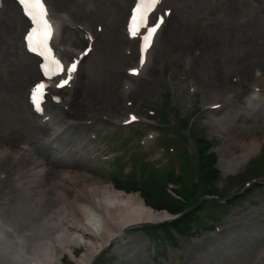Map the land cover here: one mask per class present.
<instances>
[{"label":"rangeland","instance_id":"374dc122","mask_svg":"<svg viewBox=\"0 0 264 264\" xmlns=\"http://www.w3.org/2000/svg\"><path fill=\"white\" fill-rule=\"evenodd\" d=\"M12 1L6 0L0 11L1 150L17 155L21 148L38 147L51 154L50 148L56 152L49 155L53 161L69 164L75 162L66 156L59 159L60 154L54 149L72 150L76 144L77 150H83L79 157L72 154L78 172L100 178L105 184L113 186L117 172L124 183L133 181V189L138 186L140 189L151 178L164 179L168 169L180 174L184 168L181 177L189 185L196 176L184 162L187 159L190 167L194 164L188 158L194 150L190 140L193 134L196 138H206L217 154L220 175L209 187L225 199L231 193L245 191L248 183L251 185L264 169V0H165L160 9H169V18L161 26L150 61L139 76L128 74L129 68L137 65L139 55L138 42L129 40L125 34L134 0H49L59 26L57 49L64 59H71L87 45L82 31L93 35V50L81 62L76 85L61 91L68 99L71 94L77 95L88 111L84 116L72 117L69 108L74 106L72 100L65 109L63 106L54 111L57 112L54 119L59 117L57 114L61 118L71 114L72 119L47 128L48 138L61 130L57 142L51 145L42 129L44 126L34 122L28 107L27 91L35 80L30 78L29 64L34 59L23 48L20 52L13 45L23 44L26 27L20 23L23 18ZM61 18L69 19L68 24ZM170 36L177 37L179 44L172 43ZM126 82L130 84L128 89ZM255 86L259 96L253 101L254 106L249 107L247 100L253 96ZM91 87L101 91L104 103L89 94ZM213 103L220 107L210 109ZM130 114L140 117V122L123 126ZM185 122L191 129L179 130L178 126L184 127ZM252 139L261 142L257 153L241 168L226 170L223 159L228 148L238 155L241 149L233 143L243 144ZM90 145L97 150L96 154L104 152L110 161H83L90 159L83 154ZM181 149H184L182 153ZM5 157L0 163V175H5V179H0V264H20L18 241L33 244L40 234L50 235L44 220L50 212L56 217L58 213L55 202L50 208L31 211L37 207L36 194L28 196L24 190L16 189L11 180L16 171L17 174L26 171L28 163L25 161L17 168L10 154ZM36 157L46 162L39 154ZM119 160L123 161L122 166L125 162L130 165V175V171L121 170V162L116 171ZM65 170L69 168H59L55 179L59 180ZM257 181L262 186L264 178ZM182 188L181 185L184 192ZM147 190L131 192L143 199ZM249 191L240 208L230 205L220 210L214 201L209 206L194 205L190 208L195 218L189 223L191 232L180 238L175 236L176 246L161 243L160 248L156 243L155 256L154 242L135 227L128 229L124 238L114 241L93 263L264 264V188L251 186ZM188 193L183 195L190 204L194 200ZM221 215V221L212 224L213 218ZM197 218L203 222L199 227H195ZM212 225L214 229H206ZM194 233L195 236H187ZM83 253L84 248L75 249L77 257ZM103 255L106 261L102 263ZM70 262L66 255L60 264Z\"/></svg>","mask_w":264,"mask_h":264},{"label":"bare ground","instance_id":"6f19581e","mask_svg":"<svg viewBox=\"0 0 264 264\" xmlns=\"http://www.w3.org/2000/svg\"><path fill=\"white\" fill-rule=\"evenodd\" d=\"M20 23L22 24V20ZM169 40L179 44L177 37L170 36ZM13 45L22 52L20 43H13ZM20 56L24 57V54H20ZM148 56L149 54H146L143 64L138 61L135 67L137 73L143 74L142 70L150 60ZM29 65L30 78L36 80L38 71L34 69L36 68L35 62L32 60ZM52 83L54 82L52 81ZM127 88H129L128 82L125 83V89ZM59 90L60 88L50 87L47 89V93L54 92L63 97ZM89 90V94L93 95L95 100H99L101 103L105 102L99 93L100 90H95L92 87ZM46 98L48 101L45 106L46 110L52 112L59 108L58 103L49 101L47 95ZM71 100L74 102L72 109L69 107L72 117L78 118L86 115L88 110L81 104L77 95L71 94L70 99L65 98L63 106H68L67 104ZM213 105L215 103L211 104V107H215ZM238 130L236 128V131ZM235 144L239 145L241 153L233 154L228 148V154L223 159L226 170L239 168L261 147V142L258 139H252L243 144L234 142L233 145ZM49 150L51 154L44 153L38 147H33V149L24 147L19 149L17 155H12L10 150L0 149V163L7 154H10L12 161L15 162L14 166L17 168L22 166L25 161L28 163L27 170L22 174H17L16 171L12 174L11 180L16 189L24 190L28 196L36 194L37 207H33V209L38 210L48 206L50 208L51 203L55 202V210L58 213V217H56L50 212L44 220L45 228L51 232L50 235L44 237L40 234L33 244H28L25 240L20 241L22 264H60L66 255L76 264H91L100 250L111 240L117 239L125 229L157 223L169 216L167 213H159L150 209L138 194L117 191L100 178L95 179L87 174H80L75 163L61 164L53 161L49 155L51 156L55 152ZM66 150L65 156L70 157L74 150L68 148ZM38 154L44 157L42 160H46V162H41L36 157ZM61 167L69 168V170L63 171L60 174V179L56 180L55 175L59 173ZM75 168L77 170L74 171ZM2 175L4 174L2 173ZM82 247L84 253L80 257H76L75 249Z\"/></svg>","mask_w":264,"mask_h":264},{"label":"trees","instance_id":"16d2710c","mask_svg":"<svg viewBox=\"0 0 264 264\" xmlns=\"http://www.w3.org/2000/svg\"><path fill=\"white\" fill-rule=\"evenodd\" d=\"M196 147L198 149V153L196 158L198 159L199 164V176H200V182L199 183H192L189 187L187 183H183V190L179 191V195L186 197L183 195L186 191H189V196L193 198L194 201H197L201 194H214L215 191L209 187L210 182L217 180L219 176V172L216 169V163H217V156L213 151H210V146L206 139H201L196 141ZM169 180L175 181V175L173 173L170 174ZM182 180V179H180ZM178 180V181H180ZM118 186H121V183H118ZM147 190V202L154 207L155 209H167L168 211L172 213H178L181 211H184L185 203L182 201L176 200L173 197H171L169 194L165 191V183L163 181L156 182L151 181L147 183L146 185ZM200 192H202L200 194ZM189 215L191 213L185 214L182 218V220L177 221L174 225L178 228V230H186L188 227L189 222Z\"/></svg>","mask_w":264,"mask_h":264},{"label":"snow or ice","instance_id":"6c2138e0","mask_svg":"<svg viewBox=\"0 0 264 264\" xmlns=\"http://www.w3.org/2000/svg\"><path fill=\"white\" fill-rule=\"evenodd\" d=\"M147 2L151 4H155L156 0H147ZM18 3L20 4L21 8L24 11V14L28 16L32 22V24L36 27H33L32 32H37L39 30V26L43 25L45 29V37L50 34V26L47 24V21L45 20V17L47 15L44 4L42 3V0H18ZM137 8L140 7V3H137ZM147 11V9H146ZM133 20H136V15H135V10L133 11ZM143 25L144 27V32L141 34L140 39H141V44H140V63H144V53L147 51V48L151 46L152 40H153V35L156 32L157 27H159L158 23L155 24H149L148 23V18L144 16L143 14L141 15V18L137 24V28L139 29V26ZM131 31V29H130ZM32 32H29L26 36V40H31L32 38ZM43 41L41 40L37 44V48H39L40 44H42ZM31 47V45H30ZM33 51L36 50V48L32 49ZM41 56H44L45 53L44 51H40L39 53ZM57 66H59V62H57ZM76 68V64L72 63L70 66L67 67L66 70V77L61 78L58 82H54L51 85L46 84V83H39L36 85L35 89H33L32 96H33V103L36 105L37 108H39V105L43 103L45 95L48 96L49 101H55L56 103L60 102V96L57 93L54 92H49L46 93L45 89H48L50 87L53 88H63L65 85L68 84L69 80L72 79V73L74 72ZM63 71V69H61ZM133 74H135L136 70L132 69L131 70ZM51 79V77H49ZM37 91H39V99L37 100ZM132 119H135V117H132Z\"/></svg>","mask_w":264,"mask_h":264}]
</instances>
